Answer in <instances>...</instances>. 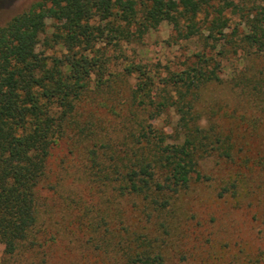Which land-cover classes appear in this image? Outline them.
I'll use <instances>...</instances> for the list:
<instances>
[{"label": "trees", "instance_id": "16d2710c", "mask_svg": "<svg viewBox=\"0 0 264 264\" xmlns=\"http://www.w3.org/2000/svg\"><path fill=\"white\" fill-rule=\"evenodd\" d=\"M165 22L177 39H203L204 49L165 75L140 63L125 67L136 83L121 102L120 142L102 134L94 113L82 121L85 103L98 101L84 100L92 81L97 88L110 83L104 79L113 64L108 52ZM231 48L248 63L232 79L243 98L235 104L211 94L224 85L218 57L226 59ZM114 101L98 103L115 114ZM170 112L177 119L171 133L156 127ZM67 140L86 149L93 187L109 194L111 208L118 206L77 218L79 229L93 232L90 264H264V6L249 0H39L1 26L3 264L47 254L44 241L54 236L43 232L41 191L59 194L50 163ZM196 186L261 229L245 233L234 224L230 237L219 238L216 216L183 210ZM118 200L128 204L120 208ZM199 230L205 234L196 235ZM187 238L196 242L188 249Z\"/></svg>", "mask_w": 264, "mask_h": 264}, {"label": "rangeland", "instance_id": "374dc122", "mask_svg": "<svg viewBox=\"0 0 264 264\" xmlns=\"http://www.w3.org/2000/svg\"><path fill=\"white\" fill-rule=\"evenodd\" d=\"M39 0H0V27L7 24L14 16L26 11L33 3ZM255 1L257 4L264 6V0ZM235 20V19H234ZM237 20V18H236ZM203 39L194 38L192 40L177 39L176 32L168 23H162L157 29L145 32L141 40L133 41L122 45L118 50L108 52L113 57V64L104 79L110 82L108 86L96 87V82L92 81V92L84 100H98L96 103H85V110L82 121L90 113H94L96 121L101 126L99 129L102 134L116 138L121 141L124 129V117L122 116V100H127L130 88L136 83V76L124 75V69L130 64L147 65L153 72H159L165 75L168 68L176 71L185 68V63L195 53L203 50ZM226 59L222 60L221 78L225 81L224 85L212 88L211 94L217 99L229 100L235 104L236 100H243L240 96L239 88H233V77L244 71L248 63L242 60L241 55L234 54L233 48ZM240 52V51H239ZM189 63V62H188ZM95 86V88H94ZM110 86V87H109ZM211 95L210 93H208ZM99 100H115L117 106L114 114L108 107L99 105ZM176 116L173 112L164 114L157 121L156 127L164 129L166 132H172L176 124ZM70 148H73L74 154L70 155ZM86 149L77 147L65 141L59 148L55 149L54 156L51 160L53 167L52 182L58 189V195L54 191L46 188L41 191V199L47 201L44 208L43 232L48 236H54L51 240L44 241L43 246L49 248L47 254L43 251L36 252L34 256L18 257L6 261V264H29L35 261L36 264H90L92 260L90 247V237L93 232L82 231L78 225L77 218L92 210L89 217L92 219L98 211L109 212L108 195L103 194L97 186L91 183L90 175L87 173V167H90L85 156ZM204 186H196L194 195L186 197L184 201V211L188 214L195 213L198 216H216L220 221L218 236L226 238L229 236L231 227L236 224L241 227L242 231L248 233V230L255 229L256 232L262 226H250L247 216L239 213L227 201H218L214 192L211 193ZM207 187V186H206ZM121 202L120 208H123L126 201ZM119 202V203H120ZM192 206L193 209H189ZM118 206L114 205L111 209L116 210ZM119 216V215H118ZM118 216H116L118 218ZM116 220L115 224H118ZM197 230V229H196ZM194 230V231H196ZM82 231V232H81ZM196 235H204V230L195 232ZM230 237V236H229ZM192 238V237H191ZM194 238V237H193ZM196 244L195 241L185 239V247L189 248V242ZM204 242V240H202ZM181 248L183 243H180ZM206 248V246H204ZM72 248V249H71ZM200 249V248H199ZM50 252V255H48ZM88 252V253H87ZM65 253L66 255H62ZM89 254V255H88ZM4 246L0 244V264L5 262ZM34 264V262H31Z\"/></svg>", "mask_w": 264, "mask_h": 264}]
</instances>
